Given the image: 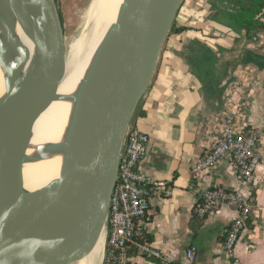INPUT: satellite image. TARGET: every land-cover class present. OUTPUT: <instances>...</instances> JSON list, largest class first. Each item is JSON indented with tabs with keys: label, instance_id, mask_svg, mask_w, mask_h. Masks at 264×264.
<instances>
[{
	"label": "water",
	"instance_id": "obj_1",
	"mask_svg": "<svg viewBox=\"0 0 264 264\" xmlns=\"http://www.w3.org/2000/svg\"><path fill=\"white\" fill-rule=\"evenodd\" d=\"M184 1L126 0L83 88L60 178L28 192L22 167L35 120L63 74V23L56 0H0V66L7 75L0 100V264H76L101 235L103 264L126 135ZM11 18L35 44L31 57L14 39ZM240 36L256 44L246 30ZM11 52L19 55L15 63Z\"/></svg>",
	"mask_w": 264,
	"mask_h": 264
},
{
	"label": "crops",
	"instance_id": "obj_2",
	"mask_svg": "<svg viewBox=\"0 0 264 264\" xmlns=\"http://www.w3.org/2000/svg\"><path fill=\"white\" fill-rule=\"evenodd\" d=\"M238 2L184 1L132 121L149 137L141 173L150 185L164 182L170 195L150 192L148 219L139 225L152 238L148 244L160 253V263L134 255L131 264H187L189 247L195 248V264H226L222 242L236 211L222 207L198 221L195 207L207 189L221 187L243 194L248 189L226 162L200 180L193 178L191 169L214 142L215 124L229 110L224 99L228 94L245 104L238 124L246 123L262 135L253 227L243 232L234 256L239 264H264V32L256 44L242 40L241 31L231 27Z\"/></svg>",
	"mask_w": 264,
	"mask_h": 264
},
{
	"label": "built area",
	"instance_id": "obj_3",
	"mask_svg": "<svg viewBox=\"0 0 264 264\" xmlns=\"http://www.w3.org/2000/svg\"><path fill=\"white\" fill-rule=\"evenodd\" d=\"M224 111L215 124V138L211 147L192 165V176L202 179L220 163L226 162L248 192H233L221 187L205 190L195 207L197 218L204 220L217 213L222 207L236 211L237 217L225 229L222 251L226 264H239L234 256L235 248L253 218L256 210L254 195L255 173L262 162L261 133L246 123L238 124L245 114V104L225 96ZM149 137L135 127L126 135L118 166V175L109 205L106 248L103 264H131L130 250L136 249L141 256L161 259L159 252L148 243L137 242L142 229L139 225L148 219L150 192L169 196L170 189L164 182L150 185L141 173L140 165L147 154ZM150 186V187H149ZM187 264H195V248L185 252Z\"/></svg>",
	"mask_w": 264,
	"mask_h": 264
},
{
	"label": "bare ground",
	"instance_id": "obj_4",
	"mask_svg": "<svg viewBox=\"0 0 264 264\" xmlns=\"http://www.w3.org/2000/svg\"><path fill=\"white\" fill-rule=\"evenodd\" d=\"M125 2L126 0H91L82 15L78 35L67 43L63 74L33 126L22 167L25 191L35 192L60 178L65 156L73 145L74 124L83 88L97 53L110 29L117 24ZM0 16L3 17L1 11ZM10 25L14 39L27 48L31 57L35 44L14 18L10 19ZM7 58L10 63H15L19 55L11 52ZM6 76L0 66V100L6 92ZM103 244L104 238L101 235L92 252L76 264H100Z\"/></svg>",
	"mask_w": 264,
	"mask_h": 264
},
{
	"label": "trees",
	"instance_id": "obj_5",
	"mask_svg": "<svg viewBox=\"0 0 264 264\" xmlns=\"http://www.w3.org/2000/svg\"><path fill=\"white\" fill-rule=\"evenodd\" d=\"M238 9L231 16V27L239 32L241 30H246L247 41L257 42L258 35L264 32V0H239L237 3ZM261 15V18L257 16ZM196 217V215H195ZM197 218V217H196ZM198 221L201 219L197 218ZM247 227L252 229V219L247 223ZM140 243H150L152 238L147 236L145 232L141 233V236L136 239ZM130 255H139L136 249L132 248L130 250ZM148 260L160 263L159 260L148 258Z\"/></svg>",
	"mask_w": 264,
	"mask_h": 264
},
{
	"label": "rangeland",
	"instance_id": "obj_6",
	"mask_svg": "<svg viewBox=\"0 0 264 264\" xmlns=\"http://www.w3.org/2000/svg\"><path fill=\"white\" fill-rule=\"evenodd\" d=\"M56 1L60 12L61 20L63 23L64 34L67 33L64 36L65 48H66V45L69 42V40H71L72 38L78 35L79 25L81 22L82 15L87 9L91 0H56ZM66 20L68 23L66 22ZM74 22L76 25L74 24ZM67 26L69 27L67 28Z\"/></svg>",
	"mask_w": 264,
	"mask_h": 264
},
{
	"label": "flooded vegetation",
	"instance_id": "obj_7",
	"mask_svg": "<svg viewBox=\"0 0 264 264\" xmlns=\"http://www.w3.org/2000/svg\"><path fill=\"white\" fill-rule=\"evenodd\" d=\"M262 12H263V14H264V8H263V11H262Z\"/></svg>",
	"mask_w": 264,
	"mask_h": 264
}]
</instances>
